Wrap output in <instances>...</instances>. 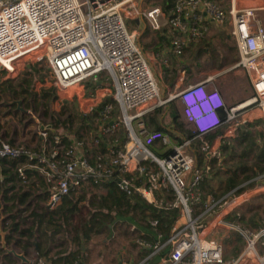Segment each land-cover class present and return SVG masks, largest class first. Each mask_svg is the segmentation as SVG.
Masks as SVG:
<instances>
[{
	"label": "built area",
	"instance_id": "2783aa9c",
	"mask_svg": "<svg viewBox=\"0 0 264 264\" xmlns=\"http://www.w3.org/2000/svg\"><path fill=\"white\" fill-rule=\"evenodd\" d=\"M171 2L166 12L159 6L138 9L134 0H0V68L10 74L27 58L43 62L55 93L71 101L74 98L73 103L83 113L95 110L96 116L95 135L92 130L85 137L51 134V125H39L38 146L0 142V158L23 159L16 168L18 178L28 184L31 176H39L43 184L35 185L34 195L46 193L41 203L49 209L85 185L113 177L121 190L132 189L155 207L178 208L179 217L168 238L134 240L145 253L135 259L122 248L116 254L118 264H264V253L260 252L264 224L254 228L243 225L237 219L238 212L237 218H228L248 194L264 190V173H255V178L218 198L207 195L202 200L201 188L211 173V157L219 155L205 136L219 131L221 139L235 137L256 118L253 108L264 120V20L259 14L264 5L236 7L231 0L230 8L223 9L217 0ZM135 12L154 29L160 27L157 16L164 14L176 34L170 45L176 57L191 42L205 38L210 22L227 24L238 57L236 66L244 72L252 97L226 106L220 91L207 85L211 78L181 86L173 97H162L138 41V31L126 24V18ZM161 63L167 64V59ZM102 72L105 79L97 76ZM107 97L113 101L99 110L98 105ZM172 98L178 99L182 119L194 132L181 141L175 138L179 132L170 136L161 130H147L142 121L143 115ZM219 109L224 110V116ZM134 120L140 125L137 130ZM120 125L127 135L125 148H115L112 140L106 141L101 151L103 138L113 135ZM195 140L201 141L206 152L201 164L193 147ZM155 143L167 145L169 153L155 154L151 150ZM252 181L255 185L248 186ZM162 188H170L172 198H164ZM150 224L156 225L157 220ZM235 232L242 237L244 247L227 260L220 237ZM80 262L75 259L72 264ZM31 264L49 262L36 254Z\"/></svg>",
	"mask_w": 264,
	"mask_h": 264
},
{
	"label": "trees",
	"instance_id": "16d2710c",
	"mask_svg": "<svg viewBox=\"0 0 264 264\" xmlns=\"http://www.w3.org/2000/svg\"><path fill=\"white\" fill-rule=\"evenodd\" d=\"M171 6V0H162L161 7L163 10L167 12ZM197 53L196 55L198 57L199 51H197ZM35 72V67L31 64L25 69L24 76L18 79L16 83L7 79L4 83L10 94L16 98L19 97V95L32 97L33 101L37 100V98L46 100L52 97L50 91L43 90L40 92L39 96L37 93L31 91ZM25 75L29 77L27 78ZM110 101H113L110 97L104 98L97 108L101 110L104 105ZM40 103L47 106L45 102L41 101ZM174 104V102L170 101L167 105V109L162 107L155 108L151 112L143 115L142 121L145 127L167 132L170 136L180 131L183 135L179 132V137L175 138L181 141L182 138L192 137L194 132L191 129L186 130L184 128L185 121L182 119L180 111L174 107ZM72 110H75L74 107H72ZM59 112V114H65V107H62ZM94 112L95 110L92 111L93 114ZM43 113L46 116L49 115L47 109H45ZM218 113L221 116L224 114L220 109ZM50 116L54 117L53 114H50ZM75 118L78 123L77 129L74 131L76 136L80 137L79 132L81 130L92 129L86 116H74L71 112L66 114L64 121H59L55 118L54 123L51 124V129L58 128L67 122L71 125ZM165 119H167L169 123H172L171 127L168 128L167 125H169V123L164 125V122L167 121ZM258 124L264 125V120L259 119L248 126L257 127ZM51 133H53V131ZM256 135L260 138V141L257 143L254 142L251 132L247 129V126H245L243 129H239L236 136L233 137L234 142H236L235 146H231V143L227 141V139H223L217 147L219 155L215 154L211 157V171L220 169L223 160L222 154L227 156L225 162H232L229 167L226 168L225 173H227V175L222 181L225 184V186L222 187L224 192L231 190L239 183L240 175H243V178H248L249 175H246V172L252 168H255L253 173H264V132L261 130L256 131ZM215 136L216 133H211L206 135L205 139L211 144ZM126 142L127 138L121 135L120 141L115 145V148H121ZM10 143H12V141ZM105 143V140L101 141V151H104ZM201 145L200 140H195L193 143L198 164H201L202 157L206 155ZM238 147L240 149H238ZM96 150L97 149H93V151ZM168 153L169 150L164 151L161 155H167ZM249 158L253 159L255 167L247 165V160ZM22 161V158H0V226L5 232V242L7 246L14 250L17 248V250L25 256L28 255L29 250H32L36 254L45 257L49 264H72L73 260L80 259V257L76 256L82 253L81 246H84L86 241L93 235H100L104 233L105 230L109 231L112 229L113 219H118V217L126 218V215H130L132 218L138 217L140 220H143L145 222V225H143L144 228L153 229L157 235H160L158 239L163 241L168 238L171 228L179 217L178 208L155 207L147 203L132 189L129 191L121 190L115 177H113L93 184L95 187L103 186L106 189V194L100 196L98 201V210L94 211L87 220L79 224V227L73 225L71 227L72 231H69L68 225L71 224L74 216L79 213L78 203L83 200L84 196L81 195L76 200L71 196H65L62 201L52 209L40 206L38 202L46 198V193L34 195V191L36 190V184H43L42 179L35 175L31 176L28 184H22L16 173V168ZM215 167L217 169H215ZM28 175L30 176V174ZM210 179H212V177H207L201 183L202 190H205L207 193L218 191L216 190L217 188L210 189ZM134 184H139V182L135 181ZM160 193H163L164 198H172L170 188H162ZM204 194L202 200L208 195ZM159 195L156 193L157 197ZM200 205H202V203L198 204V206ZM238 211L236 210L230 214L228 218H237L236 212ZM259 217L260 215L258 213H253L250 218L246 219L244 215H240L239 213L237 219L241 224H243L242 222H246L247 224L257 225L260 221L257 220ZM151 220H157V224L154 226L151 225ZM156 234H153L152 231L151 240L157 239ZM68 235L71 236L69 237ZM67 239H69V242L76 243V250H67L64 243V240ZM53 246H58V248L54 250ZM0 253L2 254V259H5L9 264H15V262H17L13 256L5 254L2 249H0Z\"/></svg>",
	"mask_w": 264,
	"mask_h": 264
},
{
	"label": "rangeland",
	"instance_id": "374dc122",
	"mask_svg": "<svg viewBox=\"0 0 264 264\" xmlns=\"http://www.w3.org/2000/svg\"><path fill=\"white\" fill-rule=\"evenodd\" d=\"M220 6L223 9L227 8V0L219 1L217 0ZM236 7H243L247 5H258L263 4L264 0H234ZM135 6L142 10L152 9L153 7L159 6L162 4V0H142L140 7V0H134ZM158 4V5H157ZM231 5V0H229V8ZM264 16V11H261ZM260 13V12H259ZM140 14L136 12L131 16L126 18L127 27L130 30L138 31L139 29L135 26V22L133 19L139 17ZM260 15V16H262ZM264 20V18H263ZM146 21V20H145ZM144 21V22H145ZM147 23V21H146ZM149 25V24H148ZM147 27L152 28L150 25ZM166 26V25H165ZM149 28V29H150ZM169 28V27H168ZM151 31V32H150ZM150 35L146 38L143 36H139V42L143 47L146 43H148V39L153 37L152 30H149ZM208 34L200 41L191 42L187 47L184 48L182 54L178 56V59H181V62L178 63V67L180 66L184 73L182 75V84L186 86L188 84H192L198 82L200 80L211 78L212 84L219 91H225L227 94L224 96V100L228 106L236 105L238 103L244 102L252 97V88L250 87L248 80L245 77L244 72L236 66L237 62V53L234 41L229 33V29L227 24L219 25L218 27L212 30L211 35ZM209 35V36H208ZM206 38H210L211 42L207 43L205 41ZM205 39V41H204ZM172 41V40H171ZM150 48V49H149ZM147 50H151V47H148ZM199 51V56L197 57L196 53ZM198 54V53H197ZM173 55V54H172ZM174 56V55H173ZM175 57V56H174ZM168 59V58H167ZM170 60V59H169ZM33 61V60H32ZM30 61L28 58L23 61V63L18 67V69L14 73H6V71L0 68V142H8L12 141V144L25 145L28 147L38 146L40 144L38 131L39 125H51L54 123L55 118L59 121H64L66 118V114L71 112L74 116L76 115H84L87 117V121L91 124V130L93 131V135H95L96 124H95V112L83 113L79 106H76L73 102L74 98L71 100L60 98L57 93H55L54 88L50 82L49 73L47 67L43 62H35ZM32 64L35 67V74L33 78V82L31 85V91L37 93L39 96L40 92L43 90L50 91L51 93H55L52 97L47 98L46 100H42L37 98V100L33 101L32 97H13L10 92L6 88V84L4 83L7 79L12 80L13 83H16L18 79L24 76L25 69ZM186 69V70H185ZM97 76L101 78H106V73H99ZM25 77H29L25 75ZM212 86V87H213ZM85 88V87H84ZM86 89V88H85ZM89 90V89H88ZM51 98V99H50ZM45 102L47 106H44L40 102ZM174 107L180 111V103L177 100L174 102ZM62 107H65V114H59ZM74 107L75 110H72ZM83 108V106H82ZM47 109L48 116H46L43 112ZM84 111V110H83ZM253 118L252 124L261 119L259 117L260 113L256 108L251 110ZM53 114L54 117L50 116ZM89 116V117H88ZM251 123H248L250 125ZM63 124V123H62ZM133 127L137 130L140 125L137 120L132 122ZM77 119H73V122H67L62 126L53 129V133L63 135L64 133H69L71 135H75L74 131L77 129ZM247 126V129L251 132L254 142L257 143L260 141V138L256 135V131L264 132V125L258 124L257 127ZM147 130H150V128ZM184 128L190 130V127L184 122ZM89 130H81L80 136L85 137L88 134ZM180 132V131H179ZM228 133V131L226 132ZM52 134V133H51ZM180 134H182L180 132ZM216 143H214L215 150L219 146L220 138L219 136L222 134L217 133ZM121 135H124L127 138L126 131L123 125H120L117 131L108 137L103 138L105 141H112L117 145L120 141ZM183 135V134H182ZM76 136V135H75ZM227 141H229L231 146H235L236 142H234L233 137L227 136ZM115 139V140H114ZM231 139V140H229ZM172 140V139H171ZM215 141V139H214ZM213 141V142H214ZM89 142L88 140L86 141ZM126 143L119 149L125 148ZM90 146V145H88ZM167 145H163L161 143H155L151 150L157 154L161 155L166 150ZM237 147V146H236ZM96 148H94L95 150ZM238 149H240L238 147ZM159 151V152H157ZM223 160L220 165L219 170H212L209 177H212L209 181L210 189H216L218 191H214L213 193H207L203 190L204 195H212L214 198L221 197L226 194L228 191H223V186L225 184L222 182L227 173H225L226 168L232 162H225L227 156L222 154ZM251 157V156H250ZM247 165L254 166L253 159L249 158L247 160ZM215 169H217L215 167ZM255 169V168H254ZM254 169L248 170L246 175H249L248 178H243V175H240V181L236 186H239L250 179L255 178L256 174L253 173ZM256 182V181H255ZM255 182L247 183L248 186L255 185ZM235 186V187H236ZM220 191V192H219ZM106 194V189L102 187L96 188H88L82 191H79L76 194L71 195V197L76 200L79 196L83 195L84 198L82 201L78 203L79 213H77L71 224L68 225L69 231H72L71 227L74 225L75 227H79L83 221L87 220L90 215L98 210V201L100 196ZM216 196V197H215ZM35 202V201H34ZM40 206L44 207V203L41 201L38 202ZM239 210V211H238ZM238 213L240 215H244L245 218H250L253 213H258L260 215L257 220H260L257 225L247 224L246 222H242L243 225L249 226L250 228L257 227L258 225L264 224V190L260 192H251L248 194L247 200L241 203V205L237 208ZM130 216V215H126ZM135 219L145 223L143 220H140L138 217H134ZM183 220H179L181 223ZM70 226V227H69ZM67 228V230H68ZM69 237L71 235H68ZM105 239V242L102 243V240ZM140 239L138 234L136 233L134 228H131L129 221L125 219V217H118V219H113L112 229L105 230L104 233L100 235L93 236L92 239L88 242V246L91 247L93 243L96 245V249H98L99 254L94 256V260L97 264H102L103 262H107L105 259V254L107 253V249L111 248H120V247H132L131 242L136 244L134 240ZM65 245L67 244L64 242ZM58 244V242H57ZM102 245L103 248H100ZM72 245H69L71 247ZM75 247V246H74ZM99 247V248H98ZM244 247V241L242 237H240L236 232L229 234V258L235 257ZM10 249V247L8 246ZM54 250L58 248V246H53ZM106 248V249H105ZM0 249L1 245H0ZM100 249V250H99ZM5 253V250L2 249ZM17 253H21L17 248H15ZM112 252V251H110ZM28 262H22L21 260L15 262V264H31L36 254L34 251L29 250L27 256H25ZM110 256L107 255V258ZM16 259L15 257H13ZM0 264H9L5 259H2V254L0 253ZM13 264V263H12Z\"/></svg>",
	"mask_w": 264,
	"mask_h": 264
},
{
	"label": "crops",
	"instance_id": "0c3cea01",
	"mask_svg": "<svg viewBox=\"0 0 264 264\" xmlns=\"http://www.w3.org/2000/svg\"><path fill=\"white\" fill-rule=\"evenodd\" d=\"M219 1H222V0H219ZM141 3H142V0H140V7H141ZM155 7H156V5H155ZM160 7H161V5H160ZM228 7H229V0H227V8ZM161 10L165 11L162 9V7H161ZM259 14L262 15V12H260ZM261 17L264 18L263 15ZM157 18H158V21L160 23L159 29H154V28H150V27H149L150 28L149 29L147 27L148 23H146L144 17H142L141 15H139L138 18L133 19V21L135 22V26L139 29L138 41H139V36H143V38L146 40V38L150 35V33H147V32H149V30H152L153 37L149 38L147 41L148 43H146L143 46V49L145 51L146 58H147V63L149 65V68L151 69L153 75L157 79L161 96L162 97H168V96L173 97L175 95V93L177 92V90L181 86H183L182 75L184 73V70H182L180 66L178 67V63L181 62V59H178V57H176V56L174 57L172 55V53L170 52L171 40L176 35L175 32L173 30H171L170 27L168 26V24L166 23V18L164 16V14H162V13L159 14L157 16ZM218 26L219 25L215 24L214 22L209 23V29H210L209 35L210 36H212L211 35L212 30H214V28H216ZM209 29H208V31H209ZM206 40H207V43L211 42L210 38H206ZM148 47H151V50H147ZM165 58L166 59L168 58L167 59L168 63L162 64L161 60L165 59ZM212 82L213 81L211 79V81L209 83L207 82V85L212 84ZM220 94L224 100V96L227 93L225 91H222V92L220 91ZM175 100H177V98H172L170 101L175 102ZM168 103L165 104L164 106H162V108L167 109ZM224 103L226 106H228L226 104L225 100H224ZM220 110H222L224 113L223 109H220ZM224 114H223V116H224ZM165 120H167V119H165ZM168 123L169 122L167 120L164 122V125H167ZM171 124L172 123H169V125H167L168 128L172 126ZM214 133H216V136L213 138L212 143H216V140H217L216 137L218 136L217 133L220 134L219 131H216ZM214 139H215V141H214ZM223 139H227V138H223ZM223 139L220 138V142ZM96 187H95V185L89 183V184L85 185L83 188H81L80 191L88 189V188H96ZM125 219H127L129 221V224L131 226H134L136 233L138 234L139 238L142 239L143 241L154 242L158 239V235L156 234V232L153 229L144 228L143 225H145V224L142 223L141 221L135 219L134 217L132 218L131 216H126ZM152 231H153V234L157 235L156 240H151V238H150L152 236L151 235ZM93 236H96V235H93ZM92 237L84 243V246H81L82 253H79L76 256V257H80V260H81L80 264H97L94 260V256L96 254H99V252H98V249H96L95 243H93V245H91V247L87 245L88 242L92 239ZM220 238H221L220 240L223 243L224 258L229 260V234L221 235ZM64 241L67 243L65 245V247H67V250H76L77 249L76 243L69 242V239L64 240ZM103 242H105V239L102 240V243ZM69 245H72V246L69 247ZM100 246H101L100 248H103L102 245H100ZM131 246L132 247H123L122 246L120 248H114V249L108 248L107 249L108 251L105 254V259H107V262H103L102 264H118L116 254L122 248L124 249V251H127L128 254L134 256L135 259H139L142 256V254L145 253V251L143 249L138 248L136 246V244L134 245L133 242H131ZM110 251H112V252H110ZM260 252L264 253V248H261ZM107 255H109L110 257L107 258Z\"/></svg>",
	"mask_w": 264,
	"mask_h": 264
},
{
	"label": "water",
	"instance_id": "95a60500",
	"mask_svg": "<svg viewBox=\"0 0 264 264\" xmlns=\"http://www.w3.org/2000/svg\"><path fill=\"white\" fill-rule=\"evenodd\" d=\"M1 222V220H0ZM0 244H1V248L5 250L6 254H9L13 257L16 258V260L18 259L21 260L22 262H28L25 255L23 253H17L13 248H8L7 244L5 242V232L2 230L1 226H0Z\"/></svg>",
	"mask_w": 264,
	"mask_h": 264
},
{
	"label": "bare ground",
	"instance_id": "6f19581e",
	"mask_svg": "<svg viewBox=\"0 0 264 264\" xmlns=\"http://www.w3.org/2000/svg\"><path fill=\"white\" fill-rule=\"evenodd\" d=\"M94 79H96V78L94 77Z\"/></svg>",
	"mask_w": 264,
	"mask_h": 264
}]
</instances>
